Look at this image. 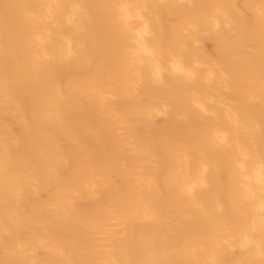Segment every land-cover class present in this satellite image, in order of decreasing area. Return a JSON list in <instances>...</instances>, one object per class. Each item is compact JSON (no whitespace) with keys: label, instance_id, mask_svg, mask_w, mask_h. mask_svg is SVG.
Returning a JSON list of instances; mask_svg holds the SVG:
<instances>
[{"label":"bare ground","instance_id":"obj_1","mask_svg":"<svg viewBox=\"0 0 264 264\" xmlns=\"http://www.w3.org/2000/svg\"><path fill=\"white\" fill-rule=\"evenodd\" d=\"M0 264H264V0H0Z\"/></svg>","mask_w":264,"mask_h":264}]
</instances>
